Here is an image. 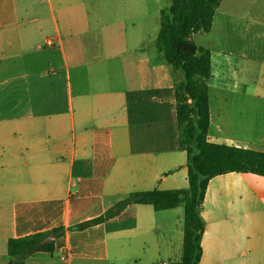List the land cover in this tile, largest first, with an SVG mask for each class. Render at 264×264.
Masks as SVG:
<instances>
[{
	"label": "crops",
	"instance_id": "crops-1",
	"mask_svg": "<svg viewBox=\"0 0 264 264\" xmlns=\"http://www.w3.org/2000/svg\"><path fill=\"white\" fill-rule=\"evenodd\" d=\"M255 1L245 9L242 0H222L215 12L220 39L225 31L239 44L245 32L254 42L251 52L209 48L207 139L264 152V4L256 9ZM170 6L0 0V264H13L10 238L59 227L66 231L54 250L27 264H105L123 245L152 261L181 260L183 206L130 203L101 223L68 229L131 192L189 187L175 78L157 42ZM201 216L199 264H264V175L214 176Z\"/></svg>",
	"mask_w": 264,
	"mask_h": 264
},
{
	"label": "trees",
	"instance_id": "trees-1",
	"mask_svg": "<svg viewBox=\"0 0 264 264\" xmlns=\"http://www.w3.org/2000/svg\"><path fill=\"white\" fill-rule=\"evenodd\" d=\"M222 0H171L168 11L161 18L162 28L157 42L175 78L177 117L180 146L188 153L189 187L182 190L135 191L117 202L104 214L70 226V230H83L118 214L130 203L150 204L155 210L183 206V253L174 264H199L202 255L201 239L205 222L201 207L210 180L230 171L253 172L264 175V152L253 149L210 142L209 84L211 76V50L199 46L193 35L209 32ZM64 227L10 238L7 252L13 264H27L37 253L53 251L55 241L41 244L51 232L58 237Z\"/></svg>",
	"mask_w": 264,
	"mask_h": 264
},
{
	"label": "rangeland",
	"instance_id": "rangeland-1",
	"mask_svg": "<svg viewBox=\"0 0 264 264\" xmlns=\"http://www.w3.org/2000/svg\"><path fill=\"white\" fill-rule=\"evenodd\" d=\"M250 0H242L243 8H247L248 2ZM264 4V0H256L255 8L260 9ZM228 24L222 27L223 30H228ZM218 27V26H216ZM199 32L195 37V41L197 44L202 45L203 47H221L228 48L229 50L238 51L240 49H245L247 52H251L249 48H252V44L254 41H250L246 39V33L240 32V38H238V43H235L231 40H226L230 37L228 32L222 31L221 39L217 36V28L212 29L211 32ZM258 43H262V41H258ZM160 261L155 260L152 261V257L148 254L146 255L142 248L140 247H128V246H120L116 249L112 250V256L109 261L105 264H158Z\"/></svg>",
	"mask_w": 264,
	"mask_h": 264
},
{
	"label": "water",
	"instance_id": "water-1",
	"mask_svg": "<svg viewBox=\"0 0 264 264\" xmlns=\"http://www.w3.org/2000/svg\"><path fill=\"white\" fill-rule=\"evenodd\" d=\"M58 238L57 234L55 232H51L47 237H45L42 241L41 244H47L52 241H56Z\"/></svg>",
	"mask_w": 264,
	"mask_h": 264
},
{
	"label": "built area",
	"instance_id": "built-area-1",
	"mask_svg": "<svg viewBox=\"0 0 264 264\" xmlns=\"http://www.w3.org/2000/svg\"><path fill=\"white\" fill-rule=\"evenodd\" d=\"M47 44H53V41L51 40V39H48L47 40ZM158 264H168L167 262H164V261H161V262H159Z\"/></svg>",
	"mask_w": 264,
	"mask_h": 264
}]
</instances>
